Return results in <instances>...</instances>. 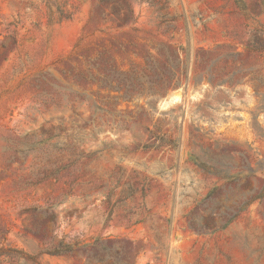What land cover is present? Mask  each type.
Listing matches in <instances>:
<instances>
[{"label": "rangeland", "instance_id": "1", "mask_svg": "<svg viewBox=\"0 0 264 264\" xmlns=\"http://www.w3.org/2000/svg\"><path fill=\"white\" fill-rule=\"evenodd\" d=\"M0 264H264V0H0Z\"/></svg>", "mask_w": 264, "mask_h": 264}]
</instances>
